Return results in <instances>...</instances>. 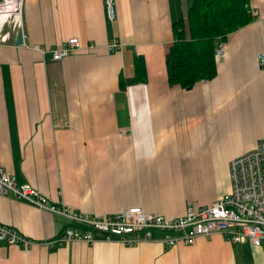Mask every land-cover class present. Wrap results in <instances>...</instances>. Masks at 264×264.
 Wrapping results in <instances>:
<instances>
[{"label": "crops", "instance_id": "0c3cea01", "mask_svg": "<svg viewBox=\"0 0 264 264\" xmlns=\"http://www.w3.org/2000/svg\"><path fill=\"white\" fill-rule=\"evenodd\" d=\"M114 2L108 23L102 0H21L23 43L0 41V169L91 215L210 203L230 187V159L264 137V0L247 1L256 13L226 33L214 76L189 86L168 82L164 58L190 0ZM72 36L78 46L53 59ZM0 223L33 241L0 240V264H264L261 248L220 233L165 247L158 231L131 245L94 231L92 242L47 247L79 225L9 193Z\"/></svg>", "mask_w": 264, "mask_h": 264}, {"label": "built area", "instance_id": "2783aa9c", "mask_svg": "<svg viewBox=\"0 0 264 264\" xmlns=\"http://www.w3.org/2000/svg\"><path fill=\"white\" fill-rule=\"evenodd\" d=\"M13 3L18 7L19 18L21 0H13ZM102 5L106 21L112 22L115 18L114 0H102ZM245 11L250 15L256 13L250 3L246 4ZM77 46V37H68L52 49L51 57L58 59ZM36 47L43 51L42 47ZM222 53L223 45L219 40L214 47V55ZM257 58L262 63L263 53H259ZM228 175L230 187L227 191L210 203L187 205L175 215L146 211L140 205L95 215L71 210L62 203L51 202L46 193L28 182H17L11 172L2 169L0 193H9L40 209L61 213L79 225V230L66 226L54 237L44 240L47 247L60 245L67 240L92 242L96 240L94 231L100 232L101 240L131 245L153 239V231H158V241L165 247L176 243L190 244L197 236L220 233L230 241L248 240L264 253V137L257 138L251 148L230 159ZM0 240L8 244L21 243L23 246L33 243L32 239L19 233L15 227L4 223H0Z\"/></svg>", "mask_w": 264, "mask_h": 264}, {"label": "trees", "instance_id": "16d2710c", "mask_svg": "<svg viewBox=\"0 0 264 264\" xmlns=\"http://www.w3.org/2000/svg\"><path fill=\"white\" fill-rule=\"evenodd\" d=\"M247 1L190 0L185 21L172 23L173 40L164 58L169 83L187 86L214 76V47L228 31L248 20ZM143 63L142 59H134L135 72L144 70Z\"/></svg>", "mask_w": 264, "mask_h": 264}, {"label": "water", "instance_id": "95a60500", "mask_svg": "<svg viewBox=\"0 0 264 264\" xmlns=\"http://www.w3.org/2000/svg\"><path fill=\"white\" fill-rule=\"evenodd\" d=\"M0 41L13 43L15 45L22 44L23 37H22V29L20 24L17 21L2 22L0 25Z\"/></svg>", "mask_w": 264, "mask_h": 264}, {"label": "bare ground", "instance_id": "6f19581e", "mask_svg": "<svg viewBox=\"0 0 264 264\" xmlns=\"http://www.w3.org/2000/svg\"><path fill=\"white\" fill-rule=\"evenodd\" d=\"M17 8L18 7L14 5L13 0L0 1V13H3L6 17H9L11 22H15L14 17L18 16Z\"/></svg>", "mask_w": 264, "mask_h": 264}, {"label": "rangeland", "instance_id": "374dc122", "mask_svg": "<svg viewBox=\"0 0 264 264\" xmlns=\"http://www.w3.org/2000/svg\"><path fill=\"white\" fill-rule=\"evenodd\" d=\"M0 1H2V0H0ZM0 16H4L5 17V15L3 13H0ZM220 41H222V39Z\"/></svg>", "mask_w": 264, "mask_h": 264}]
</instances>
